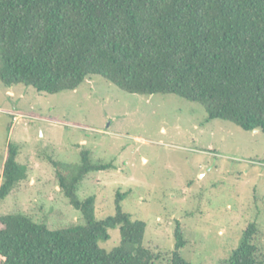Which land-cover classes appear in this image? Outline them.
Segmentation results:
<instances>
[{"label": "trees", "instance_id": "trees-1", "mask_svg": "<svg viewBox=\"0 0 264 264\" xmlns=\"http://www.w3.org/2000/svg\"><path fill=\"white\" fill-rule=\"evenodd\" d=\"M98 75L130 94H173L198 103L207 119L264 134V0H0V81L57 94ZM9 144L0 200L26 179ZM73 166L52 162L59 189L82 222L58 229L21 213L0 215V264H155L142 244L146 225L122 211L94 215L95 198L80 200L79 182L112 168L80 152ZM119 227L120 244L98 246ZM249 223L221 264H262ZM169 264H190L179 224Z\"/></svg>", "mask_w": 264, "mask_h": 264}, {"label": "rangeland", "instance_id": "rangeland-1", "mask_svg": "<svg viewBox=\"0 0 264 264\" xmlns=\"http://www.w3.org/2000/svg\"><path fill=\"white\" fill-rule=\"evenodd\" d=\"M27 177L4 200L0 215L21 213L52 229L82 222L59 189L52 162L77 165L80 152L112 164L80 182L78 198H95L97 220L122 211L146 225L143 246L169 264L179 224L190 264H221L249 223L264 264V134L207 119L203 106L173 94L122 91L101 76L57 94L0 81V181L7 147ZM98 246L120 244L119 227Z\"/></svg>", "mask_w": 264, "mask_h": 264}]
</instances>
